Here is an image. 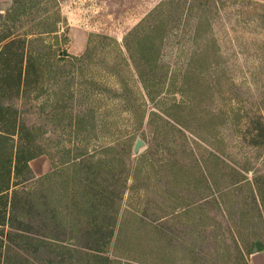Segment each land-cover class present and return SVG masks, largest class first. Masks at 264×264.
I'll return each instance as SVG.
<instances>
[{
  "label": "rangeland",
  "instance_id": "obj_1",
  "mask_svg": "<svg viewBox=\"0 0 264 264\" xmlns=\"http://www.w3.org/2000/svg\"><path fill=\"white\" fill-rule=\"evenodd\" d=\"M46 1L48 11L42 8L33 20H26L23 31L32 33L34 23L38 27L45 17L49 19L43 26L45 28L54 27L57 22L60 31L58 38L55 34L45 35L43 42L37 41L34 45L42 49L47 57L55 59L52 62L54 72L49 80L46 79L39 97L32 93L27 99L13 102L8 96L7 102L18 105L28 123L39 129L48 153L44 157L51 164L46 175L66 168L63 159L64 156L67 158L65 148L82 145L75 129L70 126L69 115L75 116L92 106L105 105L101 112L114 117L112 130L115 140L119 141L115 153L123 154V148L126 151L132 148L128 168L139 173L134 177L131 172L129 174L116 236L109 248L110 256L123 262L131 260L145 264H161L159 261L164 255L168 256L169 264H264V226L258 220L252 221L250 225L256 226L255 232L246 231L249 225L242 224L239 209L235 208L230 215L223 216L218 206L210 205L197 211L200 214L190 223L172 216L170 222L165 220L162 207L166 202V191L172 189L173 182L166 177L165 169L161 168L164 164L161 151L169 145L156 132L157 124L148 122V116L152 111H162L175 102L186 104L188 99L177 88L154 100L153 97H142L145 92L138 77L135 73L132 76L128 73L105 37L116 40L124 48L127 35L166 0H57V4ZM253 1L264 3V0ZM11 2L0 0V10L7 9ZM244 11L239 0H230L226 8H222L220 16L216 17L215 35L227 58L224 61L216 60L217 70L205 72L206 89L211 91L201 97L203 102L196 107L194 115L185 119L191 132L185 130L186 136L175 133L174 141L167 140L171 153L184 151L188 164L197 165L198 160L203 162L211 172L209 179L221 188L239 177L233 171L235 168L254 167L256 173L264 176V149L257 150L250 146L242 133L246 130L243 122L264 115V26L260 20L263 11L261 8L252 10V13ZM195 21L190 18L181 34L171 36L166 41L165 63L173 67L175 74L197 48L192 38ZM88 47L93 51V66L86 69L88 75L83 76L81 71L84 66L64 53L81 57ZM180 48H183L185 57L179 56ZM59 53L64 60L58 62ZM240 53L242 55L237 57L236 54ZM253 72L257 76H252ZM84 77L99 84L97 90L92 89V96L88 97L86 89L89 85ZM195 101L196 98L193 103ZM189 111L180 110L186 115ZM226 113L235 114V117L230 116L225 122L221 118ZM213 115L219 116L216 123L206 126L204 123ZM138 139H142L146 145L139 155H135L133 151ZM125 141H128V149ZM140 170L143 172L140 173ZM146 173H150V177ZM34 174L32 181L22 187L24 200L40 206L39 211H36V207L30 211L31 207L27 206V217L31 224L41 227V235L48 237L46 239H50L51 243L67 241L72 232L60 230L59 222L52 219L55 206L60 203L65 191L61 179L65 175L45 178L43 176L46 175ZM199 176L196 173L193 178ZM248 177L252 179L254 175L251 173ZM202 188L203 184L198 185L193 180L191 184L181 185L178 191L190 199H197L207 195ZM247 195V189H243L236 199L241 205H246L243 198ZM65 203L72 205V195L67 202L64 201V206ZM199 219L201 222L195 224L194 221ZM142 221L154 224V227L157 224L158 228L148 226V234ZM235 226L240 227L238 230L241 234L236 232L233 236L231 230H236ZM205 228H208L206 234ZM134 236H137L135 242L130 243ZM257 243L262 246L261 252ZM192 255L197 258L192 259ZM66 256L58 255L49 247L37 251L34 248L25 250L7 241L2 247L0 243V264H8V260L9 264H70L72 261L73 264H89L79 256L64 262Z\"/></svg>",
  "mask_w": 264,
  "mask_h": 264
},
{
  "label": "trees",
  "instance_id": "obj_2",
  "mask_svg": "<svg viewBox=\"0 0 264 264\" xmlns=\"http://www.w3.org/2000/svg\"><path fill=\"white\" fill-rule=\"evenodd\" d=\"M50 1L58 3L57 0ZM227 1L230 0H166L127 35L124 48L114 39L109 37L105 39L109 41L108 46L116 52L121 63H124L128 73L131 76L135 73L138 77L140 86L145 92L142 97H153L152 100H154L177 88L179 93L188 99L186 104L175 102L162 111H152L148 116V122L157 124L156 132L168 143L166 145H169H165L166 147L161 151V159L164 162L161 168L165 169L166 177L173 182L172 189L166 191V202L162 207L166 214V222H170V216H172L190 223L200 214L197 211H202L205 206L216 205L221 209L223 216L230 215L235 208L239 209V219L242 224L249 225L246 231L253 233L256 226L250 225L252 221L258 220L264 226V176L256 173L254 167L240 170L235 168L233 171L239 177L233 183L221 188L219 184L216 182L213 184L209 179L211 172L205 164L203 165V162L198 160L197 165L188 164L184 159V151L173 154L170 149V142L176 139L175 133L186 136L185 130L191 132L187 129L185 119L194 115L196 107L203 102L201 97L211 91L206 89L205 72L217 70L216 60L224 61L227 58L225 53H222L215 35L216 17L220 16L223 7L226 8ZM239 1L242 3V10L250 11V13L256 8L262 9L263 14L260 15V20L264 26V3L253 0ZM45 2L47 1L12 0L7 9L0 10L1 246L3 247L7 241L8 244L20 245L25 250L34 248L40 251L44 247L53 248L58 255L67 254L63 259L64 262L79 256L87 260L89 264H145L131 260L123 262L118 258L113 259L109 254V248L116 236L124 194L130 180L129 174L131 172L134 177L139 172L133 168L130 169L131 167L128 168L130 166L128 158L132 157V148L128 151L123 148V154L115 153L119 141L115 140V133L112 130L114 117L101 112L105 105L92 106L88 111L68 116L71 121L70 126L75 129L82 145L65 148L67 158L64 156L63 159L67 165L64 170L43 176L46 178L65 175L61 178L65 191L60 197V203L55 206L52 219L59 222L60 230L72 232L70 239L51 243L50 239H46L48 237L41 235V227L31 224V220L27 217L28 214L25 211L27 206L31 207L30 211L35 207L36 211H39L40 205L25 201L22 187L35 177L31 163L48 153L40 138L39 129L28 123L18 105L8 103L7 100L14 102L27 99L32 93L35 97H39L43 92L46 79L49 80L54 72L52 62L55 59L47 57L42 49L34 45L37 41L43 42L42 38L45 35L55 34L58 38L60 31L57 22L54 27L45 28L43 26L46 20H49L45 17L40 20L38 27L34 23L32 33L23 31L26 20L29 18L30 21L33 20L42 8L48 11ZM190 18L196 20L192 38L197 48L189 55L184 67L175 74L173 67L165 63L166 41L171 36L181 34L183 27L188 26ZM60 55L59 53L57 56L58 62L64 60ZM64 55L82 64L84 68L81 74L88 75L85 70L93 66L91 58L93 51L90 47L81 57L66 53ZM184 55L183 48H180L179 56ZM236 55L239 57L242 54ZM251 74L254 77L257 76L254 72ZM56 75L55 73L54 76ZM84 78L89 85L86 89L88 97L92 96V89L97 90L96 87L99 84L87 77ZM195 98L197 101L193 103ZM181 109H190V111L186 115L180 112ZM230 116L235 117V114L226 113L221 119L226 122ZM218 117L213 115L204 124L212 126ZM144 118H147L146 115ZM242 125L246 128L242 131L246 142L249 140V145L257 150L264 149V115L260 114L250 122H243ZM192 134L195 137L194 133ZM168 139L171 141L168 142ZM125 145L128 149V141H125ZM142 172L140 170V173ZM196 173L200 176L193 178ZM251 173L254 175L252 179L248 177ZM146 175L150 177V173ZM193 180L198 185L203 184L202 189L207 192V195L190 199L178 191L181 185L191 184ZM243 189H247L249 193L243 198L246 205L245 203L241 205V202L237 200L238 193ZM70 195H72V205L65 203L64 206V201L67 202ZM174 214L178 216H173ZM142 222L146 231L148 226L158 228L157 224L154 227V224ZM200 222L201 219L194 221L195 224ZM235 228L236 230H231L233 236L236 232L238 235L241 234L238 230L240 227L235 226ZM204 232L206 234L208 228H205ZM136 237L134 236L130 243L135 242ZM194 257L197 258L196 255H192V259ZM167 259L168 256L164 255L159 262L169 264L170 261ZM70 264H73V261Z\"/></svg>",
  "mask_w": 264,
  "mask_h": 264
},
{
  "label": "crops",
  "instance_id": "obj_3",
  "mask_svg": "<svg viewBox=\"0 0 264 264\" xmlns=\"http://www.w3.org/2000/svg\"><path fill=\"white\" fill-rule=\"evenodd\" d=\"M50 162L42 156L31 163L34 172L39 176L46 175L50 171Z\"/></svg>",
  "mask_w": 264,
  "mask_h": 264
},
{
  "label": "water",
  "instance_id": "obj_4",
  "mask_svg": "<svg viewBox=\"0 0 264 264\" xmlns=\"http://www.w3.org/2000/svg\"><path fill=\"white\" fill-rule=\"evenodd\" d=\"M146 143L142 139H138L134 148V154L139 155L142 148H144ZM258 251H262V246L260 243H257Z\"/></svg>",
  "mask_w": 264,
  "mask_h": 264
}]
</instances>
